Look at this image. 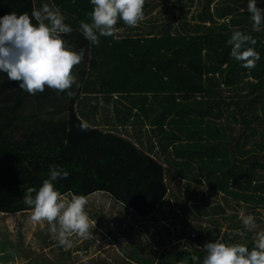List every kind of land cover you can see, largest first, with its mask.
I'll return each instance as SVG.
<instances>
[{
  "label": "trees",
  "instance_id": "obj_1",
  "mask_svg": "<svg viewBox=\"0 0 264 264\" xmlns=\"http://www.w3.org/2000/svg\"><path fill=\"white\" fill-rule=\"evenodd\" d=\"M247 3L145 0L135 27L121 20L113 36L92 44L79 27L91 22V0H0V17L59 8L73 28L63 38L84 49L72 96L47 87L30 95L0 72V212L31 210L27 189L38 190L57 165L69 173L53 182L62 195L108 192L147 218L168 213L170 194L185 219L226 224L251 250L254 229L239 211L264 223V25L253 31ZM234 31L257 41L246 45L260 54L255 68L231 56ZM194 239L201 247L163 245L158 258L123 248L122 264H193L192 256L202 264L212 241L203 232Z\"/></svg>",
  "mask_w": 264,
  "mask_h": 264
},
{
  "label": "clouds",
  "instance_id": "obj_2",
  "mask_svg": "<svg viewBox=\"0 0 264 264\" xmlns=\"http://www.w3.org/2000/svg\"><path fill=\"white\" fill-rule=\"evenodd\" d=\"M91 4L93 9L88 14L91 22L81 21L79 27L92 44H99L101 36H113L119 21L135 27L144 18L145 0H91ZM247 12L253 21V31L259 32L264 25V8L258 6L257 0H248ZM64 21L60 9L48 4L39 10L33 9L31 15L12 12L0 17V72L18 82L19 88L30 95L42 93L46 87L74 95L72 86L80 85L73 70L83 60L84 49L75 51L63 38L73 31ZM228 43L232 45L231 56L242 62L244 68L256 67L260 54L254 47L246 46L257 43L251 35L234 31ZM79 127L87 131L89 125L82 121ZM68 176L59 166H51L49 178L38 190L27 189L24 203L31 206V221L46 222L59 244L70 249L72 237L89 238L96 221L86 211V196L73 194L69 198L55 188L54 181ZM239 217L250 231L257 227L255 217L246 214L245 209H240ZM202 249L206 253L202 264H264V231L256 233L251 250L246 244L225 243L221 239L205 243ZM198 260L197 256L191 257L193 264ZM179 264H189V261L184 259Z\"/></svg>",
  "mask_w": 264,
  "mask_h": 264
},
{
  "label": "rangeland",
  "instance_id": "obj_3",
  "mask_svg": "<svg viewBox=\"0 0 264 264\" xmlns=\"http://www.w3.org/2000/svg\"><path fill=\"white\" fill-rule=\"evenodd\" d=\"M156 10L147 17L155 15ZM161 20L159 16L158 21ZM120 129L128 135L130 128ZM64 195L71 197V194ZM86 198V211L96 225L87 239L73 236L70 249L59 244L46 222L31 221L32 209L10 214L0 212V264H122L125 256L128 257L126 250L128 253L136 250L142 257L158 258L164 246L172 251L182 250V247L191 249V243L201 247L194 239L199 232H203L205 240L221 239L248 246L249 239L238 236L226 224L217 228L208 221L185 219L172 205L170 194L165 202L168 213H154L147 218L131 212L108 192L96 191ZM256 225L254 236L257 231H264V223Z\"/></svg>",
  "mask_w": 264,
  "mask_h": 264
}]
</instances>
